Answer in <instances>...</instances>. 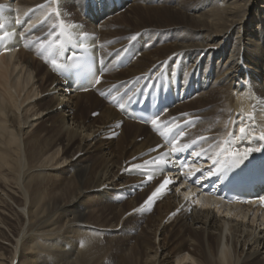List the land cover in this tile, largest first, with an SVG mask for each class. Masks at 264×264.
I'll return each mask as SVG.
<instances>
[{
    "label": "bare ground",
    "instance_id": "obj_1",
    "mask_svg": "<svg viewBox=\"0 0 264 264\" xmlns=\"http://www.w3.org/2000/svg\"><path fill=\"white\" fill-rule=\"evenodd\" d=\"M3 1L22 11L42 6L33 22L50 23L39 36L59 17L94 33L104 59L117 50L100 83L82 92L49 70L44 58L53 54L37 57L33 39L29 50L1 51L0 224L10 229L5 198L21 208L16 217L26 224L10 231L15 243L0 229L14 247L8 252L0 245V264H264V199L245 207L175 187L151 204L143 205L145 189L118 202L143 179L129 175L131 165L160 140L151 126L122 117L115 106L148 92L165 66L172 71L181 61L188 76L201 72L212 83L166 115H182L181 128L190 126L177 146L197 140L200 150L214 148L238 114H254L264 124L257 107L264 105V0H132L99 24L84 20V0ZM133 36H143L145 48L113 69ZM192 149L186 170L199 157ZM146 206L153 208L149 214L141 212Z\"/></svg>",
    "mask_w": 264,
    "mask_h": 264
},
{
    "label": "snow or ice",
    "instance_id": "obj_2",
    "mask_svg": "<svg viewBox=\"0 0 264 264\" xmlns=\"http://www.w3.org/2000/svg\"><path fill=\"white\" fill-rule=\"evenodd\" d=\"M2 7V6H0ZM38 7H42V6H38ZM57 16L60 15L59 11H57L56 13ZM17 23H19V21H17ZM4 27L3 24H0V29H2ZM54 27H57L56 25H54ZM59 31L54 33L52 36H50L49 40L47 42L44 41H37L36 43H39L40 45V54L44 55V53H50V54H58L59 52H62L64 50V44L66 42H70L72 39H76L77 40V47L81 48V49H86V45L84 43L85 39L87 38V34L86 33H82L79 32L77 33V35H73L74 32H76V30L78 29V26L76 25H71L68 24L64 21H60L59 24ZM7 35V34H5ZM136 37L133 36L131 37V39H135ZM0 39H3V37H0ZM8 50V49H5ZM49 62V61H46ZM50 63L53 67V70L56 71H60L62 69L65 68V65L58 63V61L56 59H51ZM94 83L99 84L100 83V79L96 78ZM101 95H105V93L101 92ZM119 107H121L123 109L124 105L120 104ZM150 123L156 128L157 131L160 132V134L162 136H169V140L168 143L171 145V152H166L164 154V157H157L154 158L153 160L150 161H146L144 163V167L147 166H152L154 171L152 173L153 176H155L157 174V172H162L163 168L167 165L168 161V157L171 156L172 154L175 153H181L184 152L186 150H188L189 148L192 147V145L198 143L197 140H194L191 142V144H183L182 146H177L178 142H179V138L181 136L184 135L183 131H177V129L180 128L179 125L176 126V128H172V127H168L167 128V133L162 131L160 126H159V121L158 118H153L151 119ZM233 127L232 130L228 131L227 134V139L223 140V141H219L218 143L220 145H222L221 148V152L218 153L217 155H224V156H229L232 157L231 162H229L228 160H225V165L227 166H238L239 164H242L244 162V160H246L248 158V156L253 152V151H261V148H248L246 151L244 152H240L238 150H234L233 149V142L234 141H238V140H249L250 138H254L253 137V117L251 115L249 116H240L238 114L237 119H234L231 121ZM200 140H204L207 139L206 137H201L199 138ZM259 140L264 141V133H261V135L258 137ZM193 155H203L205 153L203 152H194L192 153ZM214 164H219L220 160L216 159L213 161ZM133 167H142L141 165H134ZM199 171V169H197ZM214 173L212 171H209L207 173L208 176L213 175ZM152 177H149V179H151ZM172 181L170 180H165L164 183H162L160 185L159 188L156 189L155 192L152 193V196L149 197L148 201H146V204H151L153 202V198L157 197L158 193H161V189L165 188V186L169 183H171ZM197 183H199V181H196Z\"/></svg>",
    "mask_w": 264,
    "mask_h": 264
},
{
    "label": "rangeland",
    "instance_id": "obj_3",
    "mask_svg": "<svg viewBox=\"0 0 264 264\" xmlns=\"http://www.w3.org/2000/svg\"><path fill=\"white\" fill-rule=\"evenodd\" d=\"M153 4L155 5V4H157V0H154V2H153ZM130 5V4H129ZM176 7V6H175ZM123 11V10H122ZM121 12V11H120ZM128 12H130V11H128ZM127 12V14H130V13H128ZM190 15H195V12L194 11H189L188 12ZM188 14V15H189ZM256 22V20H252V25L253 26H255L256 27V24L257 23H255ZM180 27H182V26H179V28ZM234 36L235 35H233V37L232 38H234ZM97 116V114H96V112L94 111V112H92L91 114H90V117L91 118H95ZM58 122H60V119L58 120ZM50 123L47 121L46 122V125H49ZM116 135H118L117 133H116ZM64 165V164H63ZM58 166H60L61 167V165H58ZM66 166V165H65ZM64 166V167H65ZM63 167V168H64ZM69 176V175H68ZM16 196H19L18 195V192H15L14 193ZM5 200H6V202L8 203V205H9V209L8 210H5V211H2V214L4 215V217L6 218V221L8 222V225L10 226V229H8V227L7 226H5V225H3V224H0V229L3 231V234L5 235V238H7V239H9L12 243H15V237L13 236V234L10 232L11 230H18L20 227H23L24 226V224H26V220L25 219H23V220H18L17 219V214H21V208H18L11 200H9V199H6L5 198ZM193 205V204H192ZM4 212V213H3ZM22 223H23V226H22ZM166 223H168V222H166ZM21 224V225H20ZM143 224V223H142ZM130 234H134V230H131L130 231ZM250 241L252 240L251 238L249 239ZM158 242V241H157ZM12 243H10V242H8V241H6V240H3V239H1L0 238V245L1 246H4V248L8 251V252H10V251H14V247L12 246ZM206 243V239L204 240V244ZM11 245V246H10ZM131 245V244H130ZM170 247L172 246V244H170L169 245ZM9 256V254L7 253V257ZM242 259H243V257H242ZM241 259V260H242ZM180 264H189V261H184V262H182V263H180Z\"/></svg>",
    "mask_w": 264,
    "mask_h": 264
}]
</instances>
